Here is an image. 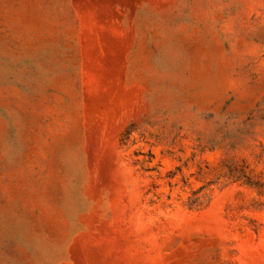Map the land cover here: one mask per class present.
Returning a JSON list of instances; mask_svg holds the SVG:
<instances>
[{"label":"rangeland","instance_id":"1","mask_svg":"<svg viewBox=\"0 0 264 264\" xmlns=\"http://www.w3.org/2000/svg\"><path fill=\"white\" fill-rule=\"evenodd\" d=\"M0 264H264V0H0Z\"/></svg>","mask_w":264,"mask_h":264}]
</instances>
